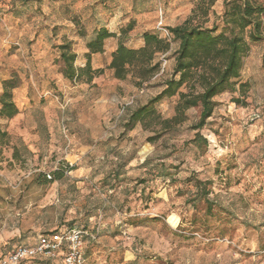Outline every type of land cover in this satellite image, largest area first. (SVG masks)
Here are the masks:
<instances>
[{
	"label": "clouds",
	"instance_id": "clouds-1",
	"mask_svg": "<svg viewBox=\"0 0 264 264\" xmlns=\"http://www.w3.org/2000/svg\"><path fill=\"white\" fill-rule=\"evenodd\" d=\"M3 132L0 264H264V0H0Z\"/></svg>",
	"mask_w": 264,
	"mask_h": 264
},
{
	"label": "rangeland",
	"instance_id": "rangeland-1",
	"mask_svg": "<svg viewBox=\"0 0 264 264\" xmlns=\"http://www.w3.org/2000/svg\"><path fill=\"white\" fill-rule=\"evenodd\" d=\"M221 2H222V0H221ZM214 9H215V5H213V10ZM76 55H77V53H76ZM84 55H85V53H84ZM91 67L93 69H99V68L93 66L92 63H91ZM16 127H17V130H18V133L24 131V129L22 127H20L19 125H17ZM6 133H7L8 137H9V133L8 132H6ZM8 137L6 139H4V140H0V171H2L4 167H11V161L19 159V150H16L15 158H14V156H12L13 151L10 154L6 155L5 144H6L7 140H8ZM49 138H51V133H49ZM154 139H155L154 137H150L149 138L150 141L154 140ZM74 158L75 157H70L69 159H74ZM261 158L264 159V157H261ZM36 159L41 161V162L43 160V158L39 157V156L36 157ZM5 161H8V163L6 164ZM71 166L74 167V165H71ZM140 182L143 183L142 180ZM257 191L259 192V190H257ZM45 195H47V194H45ZM255 215H257V216L264 215V211L261 210L259 205H257V209L255 211ZM118 235L119 234H117V236H114L113 239H116L117 243L121 244V248L122 249L130 246L127 241L119 240L118 239ZM149 247H151V248L157 247L156 241L153 240V242L151 244H149L147 247H145V250L142 253V255L145 256L146 258L147 257H151V256H157L159 258V253L158 252H156V251H152V252L148 251ZM212 254L213 253H212V251L210 249L209 253H208L209 259L206 262V264H236V261L239 260V258H240L239 254H237L236 256L231 257V258H229L227 255H225V257L222 260L220 255L217 253L216 254V259H215V261H213L211 259ZM196 264H198V262H196ZM243 264H259V261L255 260L252 257H246L244 262H243Z\"/></svg>",
	"mask_w": 264,
	"mask_h": 264
},
{
	"label": "trees",
	"instance_id": "trees-1",
	"mask_svg": "<svg viewBox=\"0 0 264 264\" xmlns=\"http://www.w3.org/2000/svg\"><path fill=\"white\" fill-rule=\"evenodd\" d=\"M62 48L64 49H67V52H65V59L66 60H71L73 59L75 56H76V53L75 52H72L71 48H70V45H61ZM86 57V59L88 60V66H89V71L91 72H96V71H100V69H93L91 67V56L88 54V53H85L84 55ZM9 97L6 95L5 99L7 100ZM5 107L6 108H10L12 107V105H9V104H5ZM209 115H211V112L208 111V112H205L204 114V119H206ZM8 137L7 133L6 132H3V133H0V140H4ZM15 152H16V149L13 150V153H12V156H14L15 158Z\"/></svg>",
	"mask_w": 264,
	"mask_h": 264
}]
</instances>
